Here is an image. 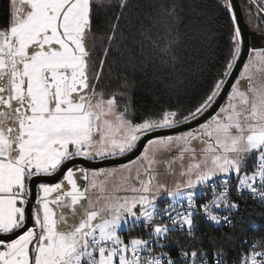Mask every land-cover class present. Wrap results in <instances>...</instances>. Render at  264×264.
Masks as SVG:
<instances>
[{
    "label": "snow or ice",
    "instance_id": "1",
    "mask_svg": "<svg viewBox=\"0 0 264 264\" xmlns=\"http://www.w3.org/2000/svg\"><path fill=\"white\" fill-rule=\"evenodd\" d=\"M216 7L230 25L218 79L192 108L140 118L126 85L102 83L108 53L134 28L150 63H173L187 29L208 23L195 0H151L147 11L133 0H8L0 264H228L238 239L247 248L232 264H264V46L247 47L234 0ZM249 202L259 221L246 219ZM203 225L231 232L210 237Z\"/></svg>",
    "mask_w": 264,
    "mask_h": 264
},
{
    "label": "trees",
    "instance_id": "2",
    "mask_svg": "<svg viewBox=\"0 0 264 264\" xmlns=\"http://www.w3.org/2000/svg\"><path fill=\"white\" fill-rule=\"evenodd\" d=\"M248 22L246 13L253 12L248 0H240ZM151 0H133V6L141 11H147L145 5ZM192 0H185L191 3ZM207 14L208 23L201 21L195 28L187 29L182 42L175 49L176 60L173 63H150L147 51L142 52L137 40L134 28L126 30L128 36L126 42L113 45V51L108 53L107 63L104 66L103 85L110 91L120 90L126 85L128 95L134 101L140 118L147 117L149 113H159L165 108H183L185 110L198 104L208 91L212 81L218 79L217 72L223 68L229 49L230 25L224 13L216 7V0H195ZM8 0H0V21L7 16ZM187 15L188 9L185 8ZM137 13L133 12V16ZM254 15V13H253ZM255 16V15H254ZM99 26L100 33L107 30L105 13L100 12L94 21V27ZM121 27H125L121 22ZM251 29V28H250ZM106 45L96 42L93 52V60L98 62L102 58V50ZM247 208L246 219L259 221L261 212L259 207L249 202L242 205ZM203 231L210 237L220 235L221 231L231 232L230 229L218 230L214 227L203 225ZM245 234L239 229L236 232L238 238ZM206 248L211 245L206 242ZM247 244L237 242L227 249L230 259L237 260L239 252L246 249Z\"/></svg>",
    "mask_w": 264,
    "mask_h": 264
},
{
    "label": "water",
    "instance_id": "3",
    "mask_svg": "<svg viewBox=\"0 0 264 264\" xmlns=\"http://www.w3.org/2000/svg\"><path fill=\"white\" fill-rule=\"evenodd\" d=\"M234 3L238 7V13L240 15V21H239L240 27H241L243 33L245 34V36H247V42H246L247 43V47L248 48H252L253 38L256 36V32H253L250 29V26H249L248 22L245 19V15H244V12H243L241 1L240 0H234ZM247 58H248V52H247V50H245L242 53V60L243 61H247ZM242 68H243V64L240 63L239 64V70H242ZM234 73L236 75H238V71L234 70ZM224 99H226V93L224 94ZM224 99L220 100V103H223ZM193 126H195V125H193ZM181 130L183 131V130H189V129H181ZM160 131L162 132V134H173V132L171 130H160ZM121 162H127V161L126 160H121ZM100 166L107 167V166H112V165L108 164L107 162H105V163L101 164ZM46 182L55 183L57 181L53 178V179L47 180ZM33 191H34V196H35V193H36L37 189L34 187Z\"/></svg>",
    "mask_w": 264,
    "mask_h": 264
},
{
    "label": "built area",
    "instance_id": "4",
    "mask_svg": "<svg viewBox=\"0 0 264 264\" xmlns=\"http://www.w3.org/2000/svg\"><path fill=\"white\" fill-rule=\"evenodd\" d=\"M249 2V0H248ZM254 15L256 16V18L258 19L259 25L262 29V31L264 32V12H260L258 11L256 5L258 4L260 7L264 8V0H255V3H249ZM211 198V193H207L206 197H202V199H209ZM166 202V201H165ZM228 229L227 227H225L222 230H226ZM233 261V260H232ZM232 261H229L228 264H232Z\"/></svg>",
    "mask_w": 264,
    "mask_h": 264
},
{
    "label": "rangeland",
    "instance_id": "5",
    "mask_svg": "<svg viewBox=\"0 0 264 264\" xmlns=\"http://www.w3.org/2000/svg\"><path fill=\"white\" fill-rule=\"evenodd\" d=\"M246 16L249 19L250 28L253 32H256V33L263 32L259 25L258 19L256 18V16L253 15V12H250V14L249 12H247ZM254 45L255 47H262L264 46V41H262L261 39L259 40V38L255 37ZM107 167H111V166H107Z\"/></svg>",
    "mask_w": 264,
    "mask_h": 264
},
{
    "label": "flooded vegetation",
    "instance_id": "6",
    "mask_svg": "<svg viewBox=\"0 0 264 264\" xmlns=\"http://www.w3.org/2000/svg\"><path fill=\"white\" fill-rule=\"evenodd\" d=\"M254 42H255V38H253L252 47H255ZM247 59H248V58H247ZM242 69H243V68H242Z\"/></svg>",
    "mask_w": 264,
    "mask_h": 264
},
{
    "label": "crops",
    "instance_id": "7",
    "mask_svg": "<svg viewBox=\"0 0 264 264\" xmlns=\"http://www.w3.org/2000/svg\"><path fill=\"white\" fill-rule=\"evenodd\" d=\"M255 37L259 38V40H260V37H259L258 35H256ZM255 37H254V38H255Z\"/></svg>",
    "mask_w": 264,
    "mask_h": 264
}]
</instances>
